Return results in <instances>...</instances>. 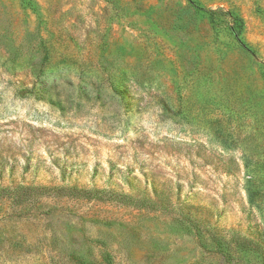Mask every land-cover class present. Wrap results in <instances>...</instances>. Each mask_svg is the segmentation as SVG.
Listing matches in <instances>:
<instances>
[{
    "label": "rangeland",
    "instance_id": "374dc122",
    "mask_svg": "<svg viewBox=\"0 0 264 264\" xmlns=\"http://www.w3.org/2000/svg\"><path fill=\"white\" fill-rule=\"evenodd\" d=\"M18 185L0 264H264V0H0Z\"/></svg>",
    "mask_w": 264,
    "mask_h": 264
},
{
    "label": "trees",
    "instance_id": "16d2710c",
    "mask_svg": "<svg viewBox=\"0 0 264 264\" xmlns=\"http://www.w3.org/2000/svg\"><path fill=\"white\" fill-rule=\"evenodd\" d=\"M209 14L212 15L213 11L209 10ZM238 19L235 16L229 17V19L227 21L228 22V24H227L228 28H229L231 34L233 35L236 43L238 44V46L240 48H242L243 50L250 51L251 49L248 47L247 43L245 41H243L239 35L240 23H238ZM117 92H122L123 95H125L127 90L121 89V90H118ZM32 189L33 188H31L29 186L18 185V186H15L13 188H1L0 194H1V196L8 197L11 202L17 203L19 198H20L21 193L26 192V194H27V191H31Z\"/></svg>",
    "mask_w": 264,
    "mask_h": 264
}]
</instances>
